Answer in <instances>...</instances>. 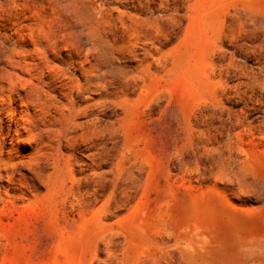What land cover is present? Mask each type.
Returning <instances> with one entry per match:
<instances>
[{
	"label": "rangeland",
	"instance_id": "obj_1",
	"mask_svg": "<svg viewBox=\"0 0 264 264\" xmlns=\"http://www.w3.org/2000/svg\"><path fill=\"white\" fill-rule=\"evenodd\" d=\"M0 264H264V0H0Z\"/></svg>",
	"mask_w": 264,
	"mask_h": 264
}]
</instances>
